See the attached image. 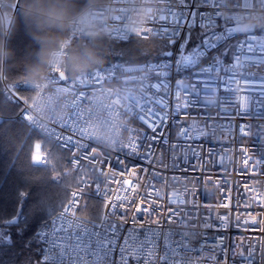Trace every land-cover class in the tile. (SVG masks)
Listing matches in <instances>:
<instances>
[{
    "label": "built area",
    "instance_id": "2783aa9c",
    "mask_svg": "<svg viewBox=\"0 0 264 264\" xmlns=\"http://www.w3.org/2000/svg\"><path fill=\"white\" fill-rule=\"evenodd\" d=\"M166 8L167 0H129L127 4H122L121 0H106L101 6H90L72 18L68 28L72 35H102L114 40V34L123 27L132 35L129 40L162 41L155 34L139 37L147 31L154 18L165 14ZM219 11L224 18L235 19L240 33L253 28L264 29V4L235 11L233 0H222ZM121 17L125 18L122 25L117 23ZM196 31L199 30L193 31L189 48L200 39L199 35H194ZM243 38L242 34L237 35L226 46L238 51L236 42ZM261 40L264 41V37ZM69 45L70 38L61 42L65 55H68ZM178 48L179 42L171 49L174 53L172 60L176 59ZM225 59L230 60L231 57ZM160 60L162 64L168 62L164 57ZM154 62L130 65L115 62L107 67H95L71 80L82 81L101 68L105 75L120 69L114 79L100 84L87 97L85 112L91 113L87 135L93 143L91 150L81 148L75 156L79 159L80 178L90 179L87 184L79 183L77 188L70 191L67 204L73 203L74 192L81 193L76 204L69 209L70 214L79 221L98 220L104 204L110 201L121 204V208L128 212V219L137 215L136 210L140 209L138 215L141 222L147 220L155 227L158 221L165 231L170 228L173 232L181 233L180 239L189 246L206 240L208 246L215 248L216 254L221 257V264V246L227 249L228 264H233V252L247 253L252 246H256L259 259V253L264 251V167L246 166L245 160H264V130L256 134V126L264 125V120L252 118L255 112L264 111V96L260 95V91L264 90L261 84L264 69L258 71L255 77L237 78L232 85L235 94L218 92L215 86L205 83L193 87L195 81L190 74L172 72L170 79L162 86L163 101L169 106L171 118L161 142L152 144V153L146 158L143 154L133 156L121 149L127 146L135 128L143 130L141 153L147 147V137L153 135L145 125L134 120V114L129 109L133 105L138 107L152 90L155 83L152 73L156 71ZM54 68L64 73V65L54 63L46 67L40 83L24 80L7 84L3 81L2 95L5 102L19 107L15 116L17 121L30 126L62 149L43 133L69 116L73 110L75 90L70 82L57 84L53 80L51 73ZM217 75H212V81L216 80ZM23 91L33 93L30 100L26 98V105L15 99ZM153 98L159 99L160 96ZM239 104L249 106V114L243 119L239 116ZM25 107L31 117L29 122L25 119ZM242 124L252 126L247 135L240 132ZM184 125L186 129L182 128ZM184 130L193 138L191 141H187V137L180 138ZM165 140L167 144L163 142ZM190 145L195 149L194 157L188 152ZM64 151L68 153L71 169L77 171L74 153ZM86 151L89 157L95 153V158L85 160ZM170 151L174 157L187 154L189 158L174 167L173 160L169 158ZM49 155L50 151L39 152L41 167L48 165ZM93 179L102 185L101 192L95 189ZM90 199L102 203L98 218L86 214ZM145 207L151 210V219L144 212ZM170 213L173 214L171 217ZM50 219L36 233L42 249L48 244L45 230ZM20 220L23 221L24 217ZM4 230V226L0 225V245ZM208 255V252H204L203 256H192L191 264H215V261L204 258ZM234 264H241L238 256Z\"/></svg>",
    "mask_w": 264,
    "mask_h": 264
},
{
    "label": "snow or ice",
    "instance_id": "6c2138e0",
    "mask_svg": "<svg viewBox=\"0 0 264 264\" xmlns=\"http://www.w3.org/2000/svg\"><path fill=\"white\" fill-rule=\"evenodd\" d=\"M128 2L129 0H121L122 4ZM221 3L222 0H167L165 14L154 18L147 31L141 34L139 38L148 37L151 34L160 37L163 44L158 55L161 52L165 53L164 60L168 62L163 64L161 60L154 62L156 71L152 73L155 79L152 90L144 96L143 102L138 107L133 105L129 109L134 114V120L138 124L145 125L153 133L147 137V147L141 153L143 146L140 140L144 139L143 130L135 128L131 140L121 151L131 153L133 156L143 154L147 158L152 153V144L161 142L164 129L171 118V113L168 111L169 106L163 101L162 86L166 80L170 79L172 72L179 74L183 71L190 74L192 80L195 81L193 87L205 83L215 86L218 92L235 94L232 85L237 78L255 77L258 71L264 69V41L261 40V37H264V29L253 28L246 33H240L234 18L226 19L220 15ZM233 4L234 10L239 11L249 6L264 4V0H233ZM124 19L121 17L117 23L122 25ZM197 29L200 39L198 43L189 48L192 33ZM241 34L244 38L237 41L235 45L238 51L226 46L229 41ZM181 36H183L182 40ZM130 38L132 35L123 27H120L114 34V40L120 43H127ZM71 39L75 40L78 37L73 36ZM178 42L176 59L172 60L174 53L170 49ZM229 56L231 59L226 60L225 58ZM222 64L223 67H221ZM119 71L120 69L117 68L113 73L105 75L104 69L101 68L90 73L86 79L73 82L66 73H62L57 68L52 70L51 76L57 84L70 82L75 90L72 97L73 110L66 120L55 123L43 135L53 139L62 149L71 150L74 153L73 159L77 164L78 173L80 171L79 159L75 153L81 148L91 150L90 146L93 143L87 135V122L91 118V113L85 112L87 97L91 90L109 79H114ZM214 73L218 75L216 80L212 81L211 77ZM261 84L264 89V78ZM221 85L224 86L221 87ZM157 95L160 98L154 99L153 97ZM260 95L264 96V90L260 91ZM15 99L23 105L27 103V99L20 94L16 95ZM237 107L240 108V118L248 116V104H239ZM24 112L25 119L29 122L31 117L26 107ZM256 117L264 120V111L255 112L252 118ZM186 127V125L182 126L184 129ZM251 127L250 124H242L240 132L247 135ZM256 127V134L264 130V125L258 124ZM184 137H187V141L193 139L188 136L186 130L181 131L180 134V138ZM195 138L204 139L205 137ZM163 142L168 143L166 140ZM188 152L191 156H195L193 146H189ZM94 158L95 153L89 157L86 151L85 160ZM169 158L173 160L175 167L189 157L187 154L184 157H174L170 151ZM41 159L45 158L41 157ZM245 164L246 166L264 167V160L246 159ZM103 171L102 167L101 172ZM89 179V177L80 178V185L87 184ZM93 183L97 191L103 190L102 185L96 183L94 179ZM80 195V192H74L73 203L67 204L66 207L61 204L59 210L54 212L45 230V239L48 244L45 249H42L43 255L37 264H191L192 256H203L204 252L209 253L207 257H204L205 259L221 264V257L216 254L215 248L208 246L206 240L189 246L180 239L181 233L173 232L170 228L165 231L158 221L155 227L148 224L147 220L141 222V217L138 215L140 209L136 210L137 215L128 219V212L124 207L121 208V204L108 201L104 204L98 220L79 221L70 214L69 209L73 208ZM144 212L148 213V219H151V210L145 207ZM172 215L170 213V217ZM221 254L223 264H228L227 249L222 246ZM237 256L241 264H264V251L259 253V259H257L256 246L250 247L247 253L233 252V264Z\"/></svg>",
    "mask_w": 264,
    "mask_h": 264
},
{
    "label": "trees",
    "instance_id": "16d2710c",
    "mask_svg": "<svg viewBox=\"0 0 264 264\" xmlns=\"http://www.w3.org/2000/svg\"><path fill=\"white\" fill-rule=\"evenodd\" d=\"M2 1L0 44L8 54L0 61V225L5 228L0 264H37L42 248L36 233L61 204L67 205L70 191L79 185L81 172L71 169L66 151L15 119L19 107L4 101L3 81L13 84L42 77L46 67H34L41 48L40 36L55 35L62 37V41L70 38L68 55L93 49L98 58L85 72L115 62L130 65L160 60L164 57L163 52L158 55L163 41L131 39L120 43L102 35H72L69 28L48 27L41 23L40 9L68 6L74 18L86 8L101 6L106 0ZM8 14L11 17L6 20ZM194 35L198 36L199 31ZM73 36L78 39L72 40ZM63 71L70 80L75 77L65 65ZM19 94L30 100L33 93L23 91ZM38 145H42L43 151H50L46 167L39 165ZM101 207V201L90 199L86 214L98 218ZM22 216L23 221L20 220ZM16 218L18 222L14 223Z\"/></svg>",
    "mask_w": 264,
    "mask_h": 264
},
{
    "label": "clouds",
    "instance_id": "9594fccd",
    "mask_svg": "<svg viewBox=\"0 0 264 264\" xmlns=\"http://www.w3.org/2000/svg\"><path fill=\"white\" fill-rule=\"evenodd\" d=\"M41 15V23L48 27L66 29L71 23L70 7H52L49 9L38 10ZM39 42L41 44L38 53V63L34 67L45 68L50 64L60 63L65 65L67 69L73 74H79L88 70L91 65L97 60V54L93 49H84L83 51L73 52L70 55H65L61 49L62 37L57 38L55 35L40 36ZM6 50L0 44V61L7 56ZM33 84L40 83V79L30 81Z\"/></svg>",
    "mask_w": 264,
    "mask_h": 264
},
{
    "label": "rangeland",
    "instance_id": "374dc122",
    "mask_svg": "<svg viewBox=\"0 0 264 264\" xmlns=\"http://www.w3.org/2000/svg\"><path fill=\"white\" fill-rule=\"evenodd\" d=\"M2 2H3V1H2ZM2 2H0V3H2ZM3 3H4V2H3ZM9 17H11V16H9V14L6 15V20H8ZM41 151H43L42 145H38V146H37V152H41ZM47 151H49V150H47ZM3 237H4V236H3Z\"/></svg>",
    "mask_w": 264,
    "mask_h": 264
},
{
    "label": "water",
    "instance_id": "95a60500",
    "mask_svg": "<svg viewBox=\"0 0 264 264\" xmlns=\"http://www.w3.org/2000/svg\"><path fill=\"white\" fill-rule=\"evenodd\" d=\"M164 56H165V53H164ZM13 222H14V223H17V222H18V218L14 219Z\"/></svg>",
    "mask_w": 264,
    "mask_h": 264
},
{
    "label": "bare ground",
    "instance_id": "6f19581e",
    "mask_svg": "<svg viewBox=\"0 0 264 264\" xmlns=\"http://www.w3.org/2000/svg\"><path fill=\"white\" fill-rule=\"evenodd\" d=\"M43 137V136H42Z\"/></svg>",
    "mask_w": 264,
    "mask_h": 264
}]
</instances>
